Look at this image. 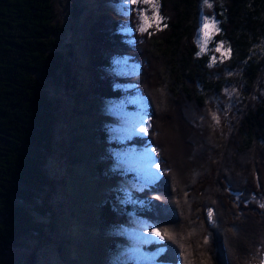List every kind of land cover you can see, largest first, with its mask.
<instances>
[{
	"label": "trees",
	"instance_id": "trees-1",
	"mask_svg": "<svg viewBox=\"0 0 264 264\" xmlns=\"http://www.w3.org/2000/svg\"><path fill=\"white\" fill-rule=\"evenodd\" d=\"M158 3L161 22L145 32L139 29L138 3L131 4L127 16L105 12L89 24L94 43L89 64L99 72L83 85L71 42L65 44L69 49L58 44L64 26L57 20L55 0H0V249L18 246L24 235L41 233L44 227L35 213L47 207L43 191L49 177L44 163L53 148L60 107L52 92L54 84L72 100L77 113L91 112L79 110L89 96L95 107L99 101L136 90L152 112L147 134H134L125 141L113 138L110 145L140 146L150 140L160 175L152 192L133 191L123 204L115 200L120 190L109 194L99 211L105 224H114L121 209L169 223L170 229L161 226L165 250L158 259L164 262H262L264 0ZM207 15L217 19L218 28L209 48L202 50L195 33ZM126 24L133 29L129 34L122 30ZM123 56L139 63L136 75L111 71ZM127 83L132 85L124 87ZM170 103L176 106L174 115L184 135L213 145L203 146L199 154L183 137L181 144L190 148L184 154L187 170L182 174H176L167 152L175 143L162 138L163 109ZM107 132L108 127L99 126L97 135L106 140ZM233 147L236 157L230 155ZM108 150L102 155L113 157ZM96 168L100 172L103 165L97 162ZM256 196L260 201L253 199ZM35 198H41L43 206L34 204ZM33 258L34 252L25 264H33ZM0 264L18 263L0 257Z\"/></svg>",
	"mask_w": 264,
	"mask_h": 264
},
{
	"label": "rangeland",
	"instance_id": "rangeland-1",
	"mask_svg": "<svg viewBox=\"0 0 264 264\" xmlns=\"http://www.w3.org/2000/svg\"><path fill=\"white\" fill-rule=\"evenodd\" d=\"M73 1L55 0L57 20L64 26V32L57 37L60 48L69 49L65 44L71 42L83 85L89 84L92 73L99 72L89 64L90 50L94 43L88 27L91 22L100 18V14L109 12L127 16L131 4L138 3L142 6L138 9L139 29L144 25L147 31L149 27L161 22L158 0H149L145 6L141 0L136 3H131V0L128 3L124 0ZM217 28L218 21L213 16L201 18L195 33L201 49L209 48L212 34ZM122 30L129 34L133 29L126 24ZM129 39L132 40V37L129 36ZM217 48L225 55L228 53V49L222 45H217ZM138 70L139 63L128 56L117 58L116 66L111 69L121 76L136 75ZM131 85L127 83L124 87ZM52 87L60 107L58 119L54 123L53 148L46 155L44 163L49 183L44 185L43 192L47 194L48 200L45 212L35 213L36 220L43 222L44 227L41 228V233L24 235L18 246L0 249V257L25 264L34 252L33 264H118L119 261L122 264H174L158 259L165 246L164 239H160L156 232H160L165 238L161 230L170 229L169 223H157L158 220L147 215L126 209L117 211L114 224H105L99 217L100 206L109 194L120 190L118 192L121 193L115 196V200L123 204L131 200L133 191L142 193V190L147 189L152 192L150 188L160 175L150 140L146 145L140 146L110 145L113 138L125 141L134 134L148 133L152 112L148 111L146 98L136 90L125 93L126 95L116 100L99 101L98 106L92 107L94 99L89 96V100L80 102L79 110L88 108L91 112L77 113L73 109L72 100L56 85L52 84ZM98 100L101 99H96L95 102ZM171 103L163 109L162 138L163 142L167 137L175 143V146H171L173 150H167L170 146L166 150L175 165L176 174H182L187 170V165L183 162L184 154L190 148L183 147L181 142L184 139L195 150L198 149L199 154L203 146L213 145L209 140L202 139L199 143L196 138L186 136L187 133L184 135L180 120L174 115L176 106ZM99 126L108 127L109 135L106 140L98 137ZM207 127L212 130L210 125ZM170 135L173 139L169 138ZM108 149L112 151L113 157H106L104 153L102 155V150ZM195 150L193 154L197 153ZM233 150L230 155H238L234 147ZM97 162L103 165L100 172L96 168ZM120 169H124L123 172L118 171ZM253 199L260 201L258 196ZM35 203L43 206L41 198H35ZM151 244H155L154 247H149ZM260 264H264V259Z\"/></svg>",
	"mask_w": 264,
	"mask_h": 264
},
{
	"label": "snow or ice",
	"instance_id": "snow-or-ice-1",
	"mask_svg": "<svg viewBox=\"0 0 264 264\" xmlns=\"http://www.w3.org/2000/svg\"><path fill=\"white\" fill-rule=\"evenodd\" d=\"M124 2H125V3H128L129 0H124ZM136 2H137V0H131V3H136ZM141 2H143V3H148L149 0H141ZM205 2L207 3V0H205ZM146 20H147V18L145 17V21H146ZM145 30H146V29H145V26L142 25L141 28H140V31L143 32V31H145ZM202 50H203V49H202ZM141 131H144V129H141ZM212 215H213L212 211L209 210V212H208V218H209V220H211ZM156 235L159 236L160 239H164V237L161 235L160 232H156Z\"/></svg>",
	"mask_w": 264,
	"mask_h": 264
}]
</instances>
